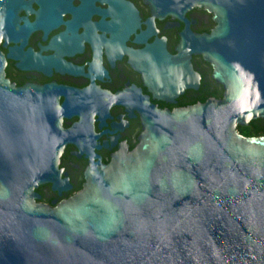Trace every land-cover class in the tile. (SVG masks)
<instances>
[{
	"label": "water",
	"instance_id": "obj_1",
	"mask_svg": "<svg viewBox=\"0 0 264 264\" xmlns=\"http://www.w3.org/2000/svg\"><path fill=\"white\" fill-rule=\"evenodd\" d=\"M142 1L0 0V264H264V0Z\"/></svg>",
	"mask_w": 264,
	"mask_h": 264
},
{
	"label": "flooded vegetation",
	"instance_id": "obj_2",
	"mask_svg": "<svg viewBox=\"0 0 264 264\" xmlns=\"http://www.w3.org/2000/svg\"><path fill=\"white\" fill-rule=\"evenodd\" d=\"M139 3L146 9L147 11V16H151V12L149 9V5L143 3L142 0H138ZM197 12L203 13L206 17L209 18V22H210V26H216L214 18L212 13L208 12L207 10L203 9V8H196L195 9ZM172 15L167 14L165 15L164 18L162 19H157L156 17L152 18V22L154 24V29H156L158 32L155 34L156 39H160L161 37L165 38V51L167 52V54L169 55H175L177 53V50H175V48L180 44V37L178 35V32H181L184 28V23L173 17L171 18ZM166 22H177L178 26L175 27H171V28H166V29H162L163 26L165 25ZM194 58H198L200 59V61L202 62L203 66H205L208 69L209 75L211 80L216 84V86L219 88V91L222 92L223 87L222 85H220L219 83H217L215 81V79L212 76V66L210 64V62H208L207 60H205L203 58V56L199 53V54H193ZM122 63L123 65L128 69V73L134 75L136 78L139 79L140 81V85H143L142 79H141V74L132 69L129 65V63L125 62V56L122 57ZM133 114L136 116L137 118V130L135 132V134L132 136V138L130 139V145L131 148L135 147L137 141H138V135L141 133V120H140V116L138 115V113L136 111H133ZM66 148H72V149H76L74 145H67ZM67 159V155L66 152H64L63 154H61L60 156V161L61 162H65ZM87 168V160H82V172L79 175V178L75 181V185H79L82 184V182L85 181V170ZM76 189L75 188H71L69 191L66 192L65 197L63 199H60L57 201V205L66 200L68 198V196L76 194ZM56 206V205H55Z\"/></svg>",
	"mask_w": 264,
	"mask_h": 264
},
{
	"label": "trees",
	"instance_id": "obj_3",
	"mask_svg": "<svg viewBox=\"0 0 264 264\" xmlns=\"http://www.w3.org/2000/svg\"><path fill=\"white\" fill-rule=\"evenodd\" d=\"M237 131L245 136H264V119L251 120L247 126H237Z\"/></svg>",
	"mask_w": 264,
	"mask_h": 264
}]
</instances>
